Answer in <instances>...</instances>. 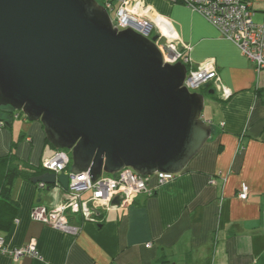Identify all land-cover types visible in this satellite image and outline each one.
Wrapping results in <instances>:
<instances>
[{
	"label": "crops",
	"instance_id": "obj_1",
	"mask_svg": "<svg viewBox=\"0 0 264 264\" xmlns=\"http://www.w3.org/2000/svg\"><path fill=\"white\" fill-rule=\"evenodd\" d=\"M251 1L253 20L260 23L264 1ZM143 3L155 22L154 35L173 39L192 67L205 60L216 66L221 88L208 84L199 90L209 139L170 181L157 185L150 176L151 194L98 207L89 218L68 215L76 235L30 215L34 207L63 202V189L40 188L31 181L36 175L17 178L11 191L17 209L0 237L9 248L33 241L40 258L0 254V264H264V70L257 71L233 42L184 4ZM10 153L35 168L55 150L40 122L19 118L0 128V157ZM242 185L248 187L244 200L237 196Z\"/></svg>",
	"mask_w": 264,
	"mask_h": 264
},
{
	"label": "water",
	"instance_id": "obj_2",
	"mask_svg": "<svg viewBox=\"0 0 264 264\" xmlns=\"http://www.w3.org/2000/svg\"><path fill=\"white\" fill-rule=\"evenodd\" d=\"M157 37L118 30L97 0H0V107L40 122L53 149L70 153L67 172L33 183L66 191L70 174L93 183L126 167L186 168L211 126L204 95L183 86L186 65L165 62Z\"/></svg>",
	"mask_w": 264,
	"mask_h": 264
},
{
	"label": "built area",
	"instance_id": "obj_3",
	"mask_svg": "<svg viewBox=\"0 0 264 264\" xmlns=\"http://www.w3.org/2000/svg\"><path fill=\"white\" fill-rule=\"evenodd\" d=\"M184 4L192 11L201 15L211 24L222 38L233 42L241 53L251 60L257 71L264 70V19L260 23L253 20L254 9L251 0H170ZM264 1V0H256ZM107 11L114 12L111 18L113 26L118 30L127 27L145 38L151 39L155 34V22L149 18L148 7L143 0H97ZM116 4V5H115ZM162 41L157 37L154 41L161 51L165 62H182L187 67L183 86L189 92H199L208 84L219 90L221 88L220 78L216 66L212 60H205L196 67L190 65L189 58L179 49L177 43L170 39ZM13 119L25 116L21 111L10 110ZM4 126L0 120V128ZM70 153L67 150H57L42 163V167L49 172L59 174L67 172L70 168ZM157 185L170 181L175 175L156 172ZM152 175L140 176L131 168H124L114 175L103 174L95 182L90 183L87 172L70 174L68 190L65 191L64 200L52 208L34 207L31 210V218L38 220L44 225L60 232L76 235L77 228L70 226L68 215L81 214L85 218L93 216L98 207L107 208L116 195L122 196L123 203H131L141 194H151L148 186L149 178ZM213 182V180H211ZM40 188L46 185L38 183ZM58 186L52 185L51 187ZM248 194V187L242 185L237 196L244 200ZM149 246V244H146ZM0 254H7L13 259L23 256L38 257L39 252L35 243L9 248L3 237H0Z\"/></svg>",
	"mask_w": 264,
	"mask_h": 264
},
{
	"label": "trees",
	"instance_id": "obj_4",
	"mask_svg": "<svg viewBox=\"0 0 264 264\" xmlns=\"http://www.w3.org/2000/svg\"><path fill=\"white\" fill-rule=\"evenodd\" d=\"M111 1L115 3V0ZM9 109L0 107V120L3 121L4 126L13 120ZM44 172L46 170L42 165L33 168L17 159L13 153L0 157V230L6 231L10 228L17 209V205L11 198L14 181L19 177L27 179H30L31 175L37 177Z\"/></svg>",
	"mask_w": 264,
	"mask_h": 264
},
{
	"label": "rangeland",
	"instance_id": "obj_5",
	"mask_svg": "<svg viewBox=\"0 0 264 264\" xmlns=\"http://www.w3.org/2000/svg\"><path fill=\"white\" fill-rule=\"evenodd\" d=\"M116 5V4H115ZM115 14H114V12H109V16H110V18H113V16H114Z\"/></svg>",
	"mask_w": 264,
	"mask_h": 264
}]
</instances>
